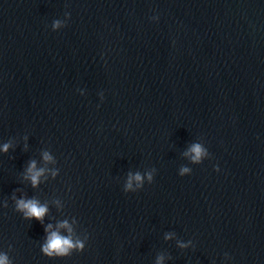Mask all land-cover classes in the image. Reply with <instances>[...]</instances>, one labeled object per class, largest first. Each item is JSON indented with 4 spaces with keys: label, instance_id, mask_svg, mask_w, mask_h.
<instances>
[{
    "label": "water",
    "instance_id": "obj_1",
    "mask_svg": "<svg viewBox=\"0 0 264 264\" xmlns=\"http://www.w3.org/2000/svg\"><path fill=\"white\" fill-rule=\"evenodd\" d=\"M49 224L84 249L43 254ZM5 256L264 264V0H0Z\"/></svg>",
    "mask_w": 264,
    "mask_h": 264
},
{
    "label": "clouds",
    "instance_id": "obj_2",
    "mask_svg": "<svg viewBox=\"0 0 264 264\" xmlns=\"http://www.w3.org/2000/svg\"><path fill=\"white\" fill-rule=\"evenodd\" d=\"M158 19V17H157ZM60 21L57 20L54 24V27L58 28L60 26ZM10 144L6 143L3 145V151L7 152ZM190 152L194 155L191 156L193 162H200L202 157L207 155V150L202 147L200 143H195L191 146ZM188 153H185L187 155ZM44 159L46 161L51 160L52 157L45 152ZM216 170L219 171V167H216ZM44 169H37L36 162L32 161L30 166L27 168L26 179H30L33 187L37 186L40 182V177L44 174ZM191 170L187 167L181 170V175L188 173ZM148 180L151 182L153 180L152 173H148ZM133 181L137 182L138 187L143 185V176L140 173L130 174L128 177V182L125 188V191L129 190L135 191L133 188ZM16 207L19 211H22L26 218H36L38 220H43L44 216L48 212L46 205H41L35 199H18L16 201ZM60 227H67L69 232H71V227L68 225L67 221H64L60 224ZM52 225L49 224L46 228V231L49 232L46 243L42 246L43 254L48 257H63L69 255L73 249L82 251L84 249V243L80 240H73L71 236H62L58 231H50ZM183 246V245H182ZM0 264H7V257L0 258Z\"/></svg>",
    "mask_w": 264,
    "mask_h": 264
}]
</instances>
